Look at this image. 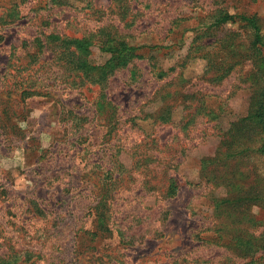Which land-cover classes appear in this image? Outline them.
Wrapping results in <instances>:
<instances>
[{"label":"rangeland","instance_id":"1","mask_svg":"<svg viewBox=\"0 0 264 264\" xmlns=\"http://www.w3.org/2000/svg\"><path fill=\"white\" fill-rule=\"evenodd\" d=\"M15 4L0 2V264H264L239 254L264 239V205L228 208L201 168L264 88V63L242 58L264 49L215 16L264 33V0H26L7 16ZM87 35L91 66L109 38L136 48L101 87L60 55ZM231 50L243 63L216 80Z\"/></svg>","mask_w":264,"mask_h":264},{"label":"trees","instance_id":"2","mask_svg":"<svg viewBox=\"0 0 264 264\" xmlns=\"http://www.w3.org/2000/svg\"><path fill=\"white\" fill-rule=\"evenodd\" d=\"M11 1V0H0ZM19 1V4H15L14 7H9L6 11V15H10L12 10H16L19 13V6L24 4L26 0H13ZM15 8V9H14ZM12 16H15L11 13ZM7 19V18H6ZM4 23H7L6 21ZM226 23H239L251 40L249 46L254 51H261L264 49V33L259 24V20L256 16H248L246 14H228L227 12H219L215 16L213 26H220ZM249 30V31H248ZM94 36L87 35L81 38H59L64 40V51L61 54L64 59L70 64L77 63L78 72L82 74L81 79H85V84L92 83L102 86L104 80L113 74L118 68L121 67V56L124 55L123 61L128 56V53L134 51L136 48L128 46L121 40H114L107 38L109 41H104V46L101 47L102 51L109 53L111 56L106 64L99 67L91 66L86 60L85 55L89 52V47L93 44ZM58 39V38H57ZM242 47L245 44H240ZM221 48L227 46L226 43H222ZM232 59L236 56H241L233 50L230 52ZM84 56V58H81ZM244 60H253L255 62L264 63V57L262 60L256 57V54L252 57L242 56ZM243 61L239 58V61H228L227 64H220L214 67V78L217 80L229 73L235 66L242 64ZM258 66V65H257ZM257 69V67H256ZM255 69V70H256ZM89 73L90 77L88 76ZM164 75V73H161ZM160 74V76H161ZM249 82L253 81L254 85L259 84L257 73L253 72L247 79ZM252 86V85H251ZM255 96L252 97L251 108L247 115L243 118L233 122L229 129L223 135L218 149L213 157L203 159L201 161V168L206 170L210 165L214 166L212 169L213 180L217 181L216 184L223 186L226 190V198L222 199L228 208L233 210L242 209L247 211L250 207L256 205H264V179L261 175L257 176L256 184L260 188L255 191L249 187H242V182L249 178V170L246 169L248 161L252 158L253 153L257 152L264 155V88L260 91L259 95L255 90ZM244 167L245 170H239ZM232 169V170H230ZM236 170V172L234 171ZM202 171V170H201ZM231 171V172H230ZM172 186V184H170ZM231 206V207H230ZM227 227V226H226ZM256 243L251 241L246 242L245 249L239 254L245 258L253 257L255 253L260 250H264V239H255ZM226 247L236 246L233 243V239L227 241Z\"/></svg>","mask_w":264,"mask_h":264}]
</instances>
